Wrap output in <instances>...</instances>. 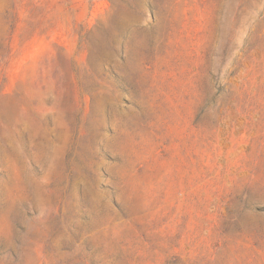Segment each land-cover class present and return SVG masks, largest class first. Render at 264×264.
Wrapping results in <instances>:
<instances>
[{
	"label": "rangeland",
	"instance_id": "1",
	"mask_svg": "<svg viewBox=\"0 0 264 264\" xmlns=\"http://www.w3.org/2000/svg\"><path fill=\"white\" fill-rule=\"evenodd\" d=\"M0 264H264V0H0Z\"/></svg>",
	"mask_w": 264,
	"mask_h": 264
}]
</instances>
